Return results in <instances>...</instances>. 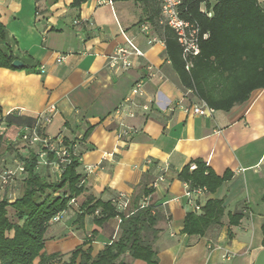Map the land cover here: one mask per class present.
<instances>
[{
	"label": "crops",
	"instance_id": "0c3cea01",
	"mask_svg": "<svg viewBox=\"0 0 264 264\" xmlns=\"http://www.w3.org/2000/svg\"><path fill=\"white\" fill-rule=\"evenodd\" d=\"M73 1L0 0L5 32L0 50L9 49L25 65L0 68L3 117L37 118L53 107L47 135L75 141L81 153L85 192L50 224L44 252L64 255L65 262L91 239L97 255L117 240L119 218L97 227L94 217L87 216L80 225V207L89 197L111 202L122 196L129 202L123 213L136 205L159 211V264H255L264 251V89L228 112L187 114L183 108L201 100L182 86L164 39L143 22L140 3L86 0L74 8ZM261 6L264 9V0ZM128 40L143 56H132L130 69L111 67L110 58L119 48L131 50ZM60 57L65 58L63 64L57 63ZM140 81L144 95L133 97ZM128 98H134L133 103ZM14 156L4 148L0 163L16 168ZM198 160L218 177L231 178L214 194L196 200L202 207L210 200L223 201L222 225L203 238H191L182 229L186 215L195 210L180 173ZM238 214L239 226H230V216ZM128 262L145 264L130 258Z\"/></svg>",
	"mask_w": 264,
	"mask_h": 264
},
{
	"label": "trees",
	"instance_id": "16d2710c",
	"mask_svg": "<svg viewBox=\"0 0 264 264\" xmlns=\"http://www.w3.org/2000/svg\"><path fill=\"white\" fill-rule=\"evenodd\" d=\"M135 1L143 8L146 19L143 22L149 23L164 39L168 60L182 86L210 108L228 112L247 102L254 91L264 89V9L260 1L184 0L180 8L182 18L197 24L202 34H208L207 39H202L201 53L193 59L189 71L175 32L159 24L160 0ZM85 2L74 0L72 6L79 8ZM203 4L212 12L211 17L201 12ZM0 37L5 39L1 23ZM15 61L9 49L6 53L0 50V68L16 70ZM0 117V123L16 132L35 123V118L24 115L3 117L1 108ZM89 133L90 130L83 140ZM6 135H0V153L4 148L14 153L15 159L24 163V173L21 194L14 201L7 195L0 200V264H35L37 260L38 264H129V258L159 264L155 243L160 234L157 229L160 213L155 206L136 205L129 213H120L112 201L103 202L95 197H89L80 207L78 223L82 225L87 216H93L98 227L120 218L117 240L94 255L92 240L85 239L65 262L64 255H47L44 252L46 234L52 220L67 211L71 202L85 192L84 179L79 173L81 153L75 151V141L64 138L65 146L71 151V161L52 181L46 171L38 168L36 151L30 150L27 156L17 158L18 149ZM192 165H196V170L191 171ZM230 178V174L218 177L199 160L188 164L180 173L181 181L191 189H206L209 194H214ZM224 213L223 201H208L200 214L186 215L183 234L191 238L205 237L211 228L222 225ZM241 219L239 214L231 215L230 226H239ZM262 230L264 236V226ZM229 235L233 236L231 231Z\"/></svg>",
	"mask_w": 264,
	"mask_h": 264
},
{
	"label": "built area",
	"instance_id": "2783aa9c",
	"mask_svg": "<svg viewBox=\"0 0 264 264\" xmlns=\"http://www.w3.org/2000/svg\"><path fill=\"white\" fill-rule=\"evenodd\" d=\"M263 1V0H258ZM161 4V15L159 19V24L163 27H167L173 30L177 36L178 43L183 51V59L186 62V69L189 71L193 66V59L201 53V41L202 39H207L208 34H202L200 27L191 23L181 16L180 8L184 0H160ZM112 5V0H100V4ZM201 12L207 14L209 17L212 16V12L208 10L207 5L203 4L201 7ZM78 23V22H77ZM148 31V27L145 29ZM131 50L125 48H119L110 58L111 67L115 68L119 64L123 66L124 69H130L133 67L134 62L132 56H143L142 52L134 45L131 41H127ZM65 58L60 57L57 60L58 64H63ZM153 71V68H149ZM44 70L42 69L41 72ZM132 91L133 97H142L144 95V84L140 81L137 82ZM134 98H128L127 102L133 103ZM145 110H149L148 106L144 107ZM184 111L187 114H194L201 117H208L212 115L215 110L210 108L204 101L199 104H192L184 107ZM55 109L50 107L49 113H44L35 118V123L32 126L25 127L20 132H17V136L10 140L14 147L19 144H24L36 151L38 154V168H51L56 170L59 175L61 174L67 163L71 161V151L70 148L65 146L64 138H51L47 135L46 129L53 121ZM10 129L3 123H0V135H6ZM16 148V147H15ZM75 151H77V143L74 146ZM50 155L53 159H50ZM196 170V165L191 166V171ZM24 173V163L18 160V164L14 170H8L5 167L0 170V191L8 192L7 196L11 201L13 188L17 184V176ZM186 188L185 196L190 203L193 204L196 213L202 212V206L198 205L196 200H198L204 193H207L206 189H191L188 183H184ZM1 193V192H0ZM75 200L71 202L73 204ZM112 203L115 205L118 212L123 213L128 208V200L125 197H119L114 199ZM145 207V206H143ZM60 215L56 216L52 222H58L60 220ZM121 223V219L119 218ZM51 222V223H52Z\"/></svg>",
	"mask_w": 264,
	"mask_h": 264
},
{
	"label": "rangeland",
	"instance_id": "374dc122",
	"mask_svg": "<svg viewBox=\"0 0 264 264\" xmlns=\"http://www.w3.org/2000/svg\"><path fill=\"white\" fill-rule=\"evenodd\" d=\"M17 136V132L15 131V130H12V129H10L8 132H7V135H6V137H7V139L9 140H13L15 137ZM16 147V149H18V152H19V156L17 157V158H19L20 159V157H24V156H27L28 155V152L30 151V150H34V149H32L31 147H29V146H27V145H24V144H19L18 143V145L17 146H15ZM14 154V153H13ZM14 157H16V156H14ZM1 165H0V168H3L4 166H5V163L4 162H1L0 163ZM6 169H8V170H14L15 171V166L12 164V165H9V166H6L5 167ZM42 170H44L43 172H47V174L49 175V178L53 181H55L57 178H58V175H59V173L56 171V170H54V169H51V168H49V169H45V168H41ZM20 175L19 176H17V187L15 186V188H13V192H12V194H13V196H12V200L14 199H16L20 194H21V191H22V187H21V183H22V179L20 180ZM1 193H0V200H1V198L4 196V195H7V193L5 192H2V191H0Z\"/></svg>",
	"mask_w": 264,
	"mask_h": 264
},
{
	"label": "water",
	"instance_id": "95a60500",
	"mask_svg": "<svg viewBox=\"0 0 264 264\" xmlns=\"http://www.w3.org/2000/svg\"><path fill=\"white\" fill-rule=\"evenodd\" d=\"M24 64L18 60H16L14 63H13V67H15L16 69H20L21 68H24ZM255 264H264V251H262L256 261Z\"/></svg>",
	"mask_w": 264,
	"mask_h": 264
}]
</instances>
